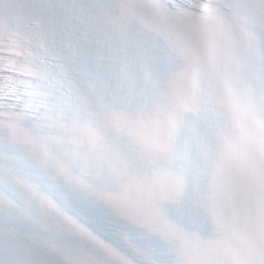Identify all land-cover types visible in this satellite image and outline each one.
<instances>
[{"label":"snow or ice","instance_id":"1","mask_svg":"<svg viewBox=\"0 0 264 264\" xmlns=\"http://www.w3.org/2000/svg\"><path fill=\"white\" fill-rule=\"evenodd\" d=\"M0 264H264V0H0Z\"/></svg>","mask_w":264,"mask_h":264}]
</instances>
